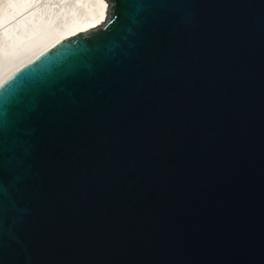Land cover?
<instances>
[{
  "label": "water",
  "instance_id": "1",
  "mask_svg": "<svg viewBox=\"0 0 264 264\" xmlns=\"http://www.w3.org/2000/svg\"><path fill=\"white\" fill-rule=\"evenodd\" d=\"M76 1L2 0L0 72ZM105 1L0 82V264H264V0Z\"/></svg>",
  "mask_w": 264,
  "mask_h": 264
},
{
  "label": "bare ground",
  "instance_id": "2",
  "mask_svg": "<svg viewBox=\"0 0 264 264\" xmlns=\"http://www.w3.org/2000/svg\"><path fill=\"white\" fill-rule=\"evenodd\" d=\"M1 3L2 0H0V5ZM76 3L78 7L82 8L83 13L78 15L73 22L67 24L65 28L57 30L45 42L32 49L30 53L23 55V57L17 61H14L10 65L6 66L0 72V82L18 66L37 55L39 52L43 51L54 42L66 38L67 36H70L76 32L85 31L89 28L95 27L105 20L107 9V3L105 0H77ZM25 15L26 14H23L21 17H24ZM4 28H2L0 31H3Z\"/></svg>",
  "mask_w": 264,
  "mask_h": 264
}]
</instances>
